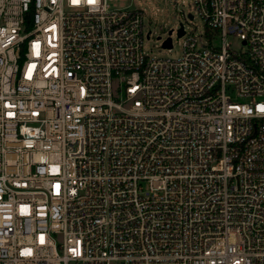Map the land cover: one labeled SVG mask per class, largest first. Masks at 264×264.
Masks as SVG:
<instances>
[{"label":"built area","instance_id":"obj_1","mask_svg":"<svg viewBox=\"0 0 264 264\" xmlns=\"http://www.w3.org/2000/svg\"><path fill=\"white\" fill-rule=\"evenodd\" d=\"M193 5L0 0V264H264V0Z\"/></svg>","mask_w":264,"mask_h":264},{"label":"rangeland","instance_id":"obj_2","mask_svg":"<svg viewBox=\"0 0 264 264\" xmlns=\"http://www.w3.org/2000/svg\"><path fill=\"white\" fill-rule=\"evenodd\" d=\"M108 3L111 8L144 11L145 50L152 56L178 57L182 54L184 38L178 35L183 20L181 10L186 14H195L193 21L185 24L188 31L194 30L196 34L204 31V21L196 14L193 0H108ZM170 29L173 47L167 49L163 47V42L169 36ZM230 41L234 45L240 44L237 38H230Z\"/></svg>","mask_w":264,"mask_h":264},{"label":"water","instance_id":"obj_3","mask_svg":"<svg viewBox=\"0 0 264 264\" xmlns=\"http://www.w3.org/2000/svg\"><path fill=\"white\" fill-rule=\"evenodd\" d=\"M189 17H192V14H189ZM172 29L169 31V36L165 41L163 42V47H171L172 46V37H171ZM184 34V27H183V22H180L179 28H178V35L181 36Z\"/></svg>","mask_w":264,"mask_h":264}]
</instances>
